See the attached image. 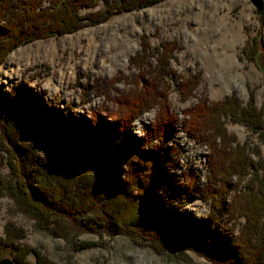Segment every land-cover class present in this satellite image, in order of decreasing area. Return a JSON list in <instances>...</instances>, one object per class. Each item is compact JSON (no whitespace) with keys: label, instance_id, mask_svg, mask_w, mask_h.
<instances>
[{"label":"rangeland","instance_id":"obj_1","mask_svg":"<svg viewBox=\"0 0 264 264\" xmlns=\"http://www.w3.org/2000/svg\"><path fill=\"white\" fill-rule=\"evenodd\" d=\"M48 5L45 0L43 8ZM106 7L105 0H98L95 6L80 10L79 15L89 16ZM87 20L74 32L23 41L7 55L0 64V122L33 96L41 113L55 111L54 128L72 125L75 119L84 120L89 127H103L114 121L119 99H128L130 92L136 94L132 91L144 86L140 75L150 83L159 56L167 51L171 56L169 73L164 79L170 85L167 100L177 116L171 137L183 148L179 162L168 174L175 185L188 183L189 173L199 174L196 186L200 189L210 178L227 181L230 186L224 190L222 200L230 212L216 220L219 232L236 237L246 222L234 211L240 198L244 202L240 194L262 177L255 172V165L258 167L264 161V124L253 129L236 116L221 119L230 146V150L226 147L223 152L229 153L233 161L223 165L225 162L218 156L214 161L221 167L217 170L220 173L227 167V173L214 177L215 162L209 157L215 152L209 143L187 134L183 111L194 107L204 96L215 102L234 95L241 108L252 100L254 107L262 111L264 122V10L258 14L250 0H160L141 9L122 11L95 25L87 24ZM145 42L143 61L147 65L141 67L132 59L137 58ZM165 45L168 47L164 48ZM195 76L194 88L183 96L179 89L182 77ZM165 86L160 84L158 91L166 90ZM19 89L25 92L23 99H18ZM157 111L158 105L142 111L130 124L127 136H141ZM96 113L102 125L92 121ZM29 132L30 127H26L21 137L23 143L28 144ZM3 137L0 123L2 182L11 175L6 148L10 145ZM210 137L217 152L222 151L220 139L215 140L212 134ZM114 144H110L111 148ZM53 147V141L46 139L39 144L37 153L50 158ZM240 154L247 158L242 169ZM125 166L126 163L121 165L116 177L120 183ZM151 193V207L170 206L168 193L162 194L160 180ZM247 199L245 204H252V197ZM213 204V198H204L196 190L189 198L175 202L172 214L184 216L180 227L184 234H189L190 223L215 219ZM249 207L245 208L247 212ZM102 219L100 212H91L83 219L64 215L42 227L20 210L6 192L0 195V237L8 225L22 230L24 237L0 253V260H14L16 253L26 248L22 264H212L190 249L160 250L146 237L109 232L101 225Z\"/></svg>","mask_w":264,"mask_h":264},{"label":"trees","instance_id":"obj_2","mask_svg":"<svg viewBox=\"0 0 264 264\" xmlns=\"http://www.w3.org/2000/svg\"><path fill=\"white\" fill-rule=\"evenodd\" d=\"M44 1L0 0V64L23 41L74 32L84 25L82 21L86 18L87 24L95 25L122 11L141 9L160 0H105L107 7L89 16L79 15L80 10L95 6L98 0H48V7L43 8ZM146 45V42L143 43L142 51L136 59H132L141 67L147 65L143 61ZM170 57L167 51L161 53L150 83L140 75L144 86L132 91L136 94L130 92L128 99H119L114 121L103 127H89L84 120L75 119L72 125L54 128L55 111L41 113L33 96L20 104L17 111L12 110L0 122L3 138L10 145L6 148L11 169L8 180L2 182L0 178V195L11 194L19 209L42 227L64 215L83 219L91 212H100L103 218L100 223L109 232L146 237L160 250L190 249L212 264H264V161L259 162L258 167L255 165V172L263 178L240 194L245 198L244 202L240 198L239 207L234 209L246 219L234 238L219 232L216 220L224 212H230L222 200L224 190L230 186L227 181L223 183L219 178L215 181L210 178L200 189L196 186L199 174L189 173L188 183L178 185L168 174V170L176 167L183 149L171 137L177 116L167 100L166 91L170 85L164 80L169 73ZM196 79V76L182 77L179 89L183 96L189 95ZM160 84L163 87L166 85L163 92L158 91ZM19 92L18 99H23L25 92L21 89ZM157 105L156 117L151 124L144 126L143 134L133 139L128 137L127 132L135 118L142 111ZM183 114L187 134L197 141L209 143L215 152L209 160L215 162L219 156L221 162H225L223 165L232 162L233 158L223 152L226 147L230 150V146H227L228 137L221 119L236 116L253 129L264 124L262 111L254 107L252 100L246 108H241L234 95L215 102L204 96L194 107L185 109ZM92 121L102 125L97 114ZM26 127H30L28 144L21 141ZM210 134L215 136V140L220 139L222 151L217 152ZM47 138L55 142L52 155L50 158L40 157L38 146ZM112 143H115L114 148L110 146ZM246 159L240 154V169L246 166ZM125 163V175L120 183L116 177ZM212 166L215 167L214 177H223L227 173V167L219 173L217 167L221 166L216 162ZM187 171L191 172V169ZM159 180L162 194L168 193V208L159 205L151 207L148 202ZM196 190L204 198H213L215 219L192 222L191 232L184 234L180 227L184 216L173 215L171 207L175 202L189 198ZM248 197H252L253 205L257 203L253 208H250L252 204H245ZM247 206H250L248 212L245 210ZM22 237V230L8 225L4 236L0 237V253L16 245ZM25 251L16 253V263L22 264Z\"/></svg>","mask_w":264,"mask_h":264},{"label":"water","instance_id":"obj_3","mask_svg":"<svg viewBox=\"0 0 264 264\" xmlns=\"http://www.w3.org/2000/svg\"><path fill=\"white\" fill-rule=\"evenodd\" d=\"M250 1L257 8L258 14H262L263 10H264V0H250ZM47 139H49V138H47ZM44 140H46V139H44ZM49 140H51V139H49ZM53 143H54V146H55V142L54 141H53ZM0 264H16V262L14 260L10 259V258H3L2 260H0Z\"/></svg>","mask_w":264,"mask_h":264},{"label":"bare ground","instance_id":"obj_4","mask_svg":"<svg viewBox=\"0 0 264 264\" xmlns=\"http://www.w3.org/2000/svg\"><path fill=\"white\" fill-rule=\"evenodd\" d=\"M138 106H140V105H138ZM138 106H137V107H138ZM141 106H142V105H141ZM136 109H137V108H136ZM136 109H135V110H136ZM193 111H194V109H193ZM130 112H131V111H130ZM96 114H97V113H96ZM161 114H162V113H161ZM171 114H172V113H171ZM171 114H170V115H171ZM131 115H132V114H131ZM129 119H130V117H129ZM116 120H117V119H116ZM171 120H173V119H171ZM171 120H170V121H171ZM75 123H76V122H75ZM187 123H188V122H187ZM118 124H119V123H118ZM125 124H126V123H125ZM168 124H170V123H168ZM168 124H167V125H168ZM100 125H101V124H100ZM112 127H113V126H112ZM121 127H122V126H121ZM117 128H118V126H117ZM118 129H119V128H118ZM121 129H124V128H121ZM186 130H187V129H186ZM145 132H146V131H145ZM146 134H147V133H146ZM139 139H140V138H139ZM64 141H65V140H64ZM75 148H76V147H75ZM173 150H174V149H173ZM93 152H94V151H93ZM174 152H175V151H174ZM103 158H104V157H103ZM207 161H208V160H207ZM156 166H158V165H156ZM114 167H115V166H114ZM142 173H143V172H142ZM185 183H186V182H185ZM195 192H196V191H195ZM172 210H173V209H172ZM209 222H210V221H209ZM184 224H185V223H184ZM219 237H220V236H219Z\"/></svg>","mask_w":264,"mask_h":264}]
</instances>
